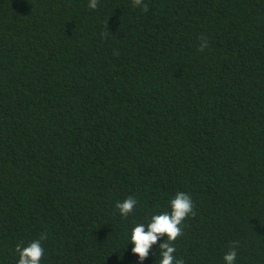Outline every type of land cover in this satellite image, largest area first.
<instances>
[{
	"label": "trees",
	"instance_id": "16d2710c",
	"mask_svg": "<svg viewBox=\"0 0 264 264\" xmlns=\"http://www.w3.org/2000/svg\"><path fill=\"white\" fill-rule=\"evenodd\" d=\"M178 191L184 264H264V0H0V264H137Z\"/></svg>",
	"mask_w": 264,
	"mask_h": 264
},
{
	"label": "clouds",
	"instance_id": "9594fccd",
	"mask_svg": "<svg viewBox=\"0 0 264 264\" xmlns=\"http://www.w3.org/2000/svg\"><path fill=\"white\" fill-rule=\"evenodd\" d=\"M134 2L136 5L143 4V0H134ZM89 7L95 9L97 0H89ZM144 7L146 9V5ZM206 44V41L202 43L201 48L205 47ZM136 203L135 198L128 197L118 201L116 208L122 218H127ZM169 209L170 211L153 214L147 223H138L132 227L129 243L132 245L131 252L137 255V264H143L149 255L150 249L158 241V249L160 250L159 264H184L182 259L174 255L176 248L172 242L181 234V225L184 218L193 212V201L188 193L178 191L170 199ZM43 238H46V236ZM16 252L19 254L17 264H41L44 248L41 241L36 239L27 246L18 244ZM236 257V249H230L223 256L224 264H235Z\"/></svg>",
	"mask_w": 264,
	"mask_h": 264
}]
</instances>
